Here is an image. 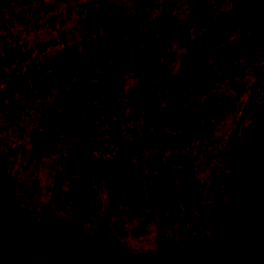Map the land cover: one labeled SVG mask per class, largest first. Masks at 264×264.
I'll return each instance as SVG.
<instances>
[{
    "label": "trees",
    "instance_id": "trees-1",
    "mask_svg": "<svg viewBox=\"0 0 264 264\" xmlns=\"http://www.w3.org/2000/svg\"><path fill=\"white\" fill-rule=\"evenodd\" d=\"M194 10L190 24L195 32L209 31L225 27L223 35L234 30L229 22L243 23L252 38L264 35V0H237L242 8L233 5L230 16H217L215 20L205 19L208 6L219 9L223 0H190ZM84 37L79 45L67 46L52 60L42 58L43 53L56 42L35 46L27 53L22 45L5 49L0 56V68L12 72L18 65L16 75L5 85L2 99L13 102L21 92V82L30 83V90L24 94L30 99L45 100L49 89L45 85V75L54 72L60 80L57 109L69 101L68 109L81 115L78 89L70 84L73 79H89L95 72L106 79L102 90L100 116H107L115 103L120 100L119 92L124 85L123 75L137 78L138 94L128 100L130 119L142 121L140 141L146 146L161 147L167 144L182 145L195 134L209 131L210 124L199 126L198 113L180 109V105L192 106L197 100L209 96L214 85L222 83L228 63L223 59L211 60L208 53L198 51L180 62L174 84L178 91L167 94L161 87L167 76L166 66L173 55L161 62L152 58L146 40L135 33L145 23L141 13L132 22L126 21L117 7L110 1L89 2L76 6ZM240 18V19H239ZM2 22V21H1ZM150 33L159 43L173 40L179 47L191 49L192 43L187 32H179L172 18H159L149 26ZM11 37V36H10ZM11 41H15L11 38ZM205 43V42H204ZM77 67L74 73L71 68ZM184 106L183 107H187ZM179 107V108H178ZM198 116V118H197ZM40 128L47 133L34 132L30 135L31 154L35 158L47 157L58 151L59 145H71L81 138L90 141L83 154L77 151L67 153L65 166L68 170L84 173V156L104 149L95 140L96 128L86 124L79 128H68L58 123L54 132H49L48 122L41 119ZM45 137L48 141H45ZM117 151L113 170V188L108 195L111 209L125 201L141 202L137 192V176L141 170L130 158L124 141L113 143ZM189 162L183 157L169 158L165 163L157 162L148 168V179L174 204L190 206L197 204L200 197L192 177L182 180L177 187L166 181L158 183L154 174L170 177V171L187 167ZM9 161L0 157V240H14L21 246L38 252L45 259L62 264H264V109L250 126L243 130L240 138L232 143L230 156L225 160L218 176L206 194L204 207L190 214L185 237H191V244L185 254L168 243L164 253L143 254L129 257L111 245L100 234H94L88 241H77L70 236L55 231L42 223L29 218L13 190L9 175ZM78 168V169H77ZM132 172L133 175H128ZM91 191L85 180L81 181L77 194H66L74 215L79 220L90 217ZM183 226V225H182ZM0 264H29L20 251L0 250Z\"/></svg>",
    "mask_w": 264,
    "mask_h": 264
},
{
    "label": "rangeland",
    "instance_id": "rangeland-1",
    "mask_svg": "<svg viewBox=\"0 0 264 264\" xmlns=\"http://www.w3.org/2000/svg\"><path fill=\"white\" fill-rule=\"evenodd\" d=\"M78 1L0 0V19L11 17L0 21V56L5 49L18 45L31 53L30 48L56 42L55 47H50L42 55L43 59L52 61L67 46L79 45L84 37L78 17L74 14L75 7L89 2L110 1L126 21L132 22L141 13L146 16L144 25L135 33L143 35L147 43L145 48L152 58L161 62L173 55L166 66L167 76L161 87L163 94L171 90L178 91L174 77L182 59L192 53L205 51L211 60L223 58L228 63L222 83L214 85L209 96L197 100L192 106L180 105V109L198 113L199 126L210 124L209 131H202L200 137L195 134L182 145L149 147L143 144L140 141L142 121L130 119V107L127 104L138 94L137 78L130 74L123 75L124 85L119 92L123 104L115 103V107L105 117L99 115V100L106 79L97 72L89 79V86L76 77L70 82L78 89L82 108L80 116L67 108L68 100L64 101L60 110L55 107L60 80L54 72L45 75V85L49 89L45 100L27 97L24 92L30 90V83L22 80L21 92L9 103L2 99V93L6 82L16 75V65L11 73L0 68V157L10 161L8 173L17 190L22 186L26 192L34 191V196L39 195V208L45 210L38 219L51 229L81 242L88 241L96 233L100 234L129 257L149 253L160 255L169 242L177 247L180 254H185L186 247L192 242L191 237L184 236L187 235L184 230H188L189 222L192 221L190 214L204 207L208 188L212 182L218 181L224 162L230 156L232 143L240 138L243 130L264 109V35L252 38L245 24L238 23L236 19L229 22L228 26L234 30L227 36L223 35L225 27L195 32L190 24L189 15L194 10L190 0ZM234 4L243 7L237 0H223L219 9L208 6L205 19L212 21L218 15L230 16ZM12 7H22L23 10L19 11L21 16L8 13ZM35 12V15H30ZM159 18H172L179 32H187L192 43L191 49L179 47L170 39L159 43L149 30V26ZM11 38L15 41H11ZM66 68H71L74 73L79 72L77 67ZM42 118L48 122L51 133L58 123L74 129L90 124L96 128L95 140L104 151L84 156L83 174L68 170L65 156L74 151L83 154L90 142L86 138L71 145H59L58 153L49 158L31 161L27 155V145H31L30 135L38 132L45 136L47 133L44 128H40ZM120 140L127 144L132 162L141 170L136 175L137 192L134 194L141 196V202L125 201L123 205L115 204V208L111 209L108 195L114 186L111 173L117 155L113 143ZM45 141H48L47 137ZM173 157H183L189 165L174 168L170 171V177L154 174L155 180L158 183L166 181L170 186L177 187L182 180L192 177L200 197L196 205L186 207L181 203L174 204L148 179L150 165L165 163ZM42 164L47 165L44 167ZM128 175L133 173L128 172ZM82 180L86 181L91 191V215L86 220L75 217L71 201L64 197L67 193L77 194ZM0 250L20 251L29 264H62L43 258L40 253L14 240H0Z\"/></svg>",
    "mask_w": 264,
    "mask_h": 264
},
{
    "label": "crops",
    "instance_id": "crops-1",
    "mask_svg": "<svg viewBox=\"0 0 264 264\" xmlns=\"http://www.w3.org/2000/svg\"><path fill=\"white\" fill-rule=\"evenodd\" d=\"M80 1H84V0H80ZM80 1H78V2H80ZM121 2H122V0H120ZM74 6H76V4H73ZM21 6H22V4H21ZM35 9H36V7H35ZM21 10H23V8L21 7V9H19V8H17V7H12L11 9H9L8 10V13H10V14H16V15H13V16H21L20 14V12L19 11H21ZM31 10V9H30ZM19 12V14H17ZM24 12H27L26 10H24ZM31 12V11H30ZM2 14V13H1ZM6 13H4L3 15L4 16H6L5 15ZM36 14V12L35 13H30V15H35ZM9 16H11V15H9ZM9 18H11V17H3L2 19H0V21H4V20H7V19H9ZM31 143V142H30ZM26 148V147H25ZM27 148H28V150H27V155H28V158L31 160V161H35L34 159H37V158H35L32 154H31V145H27ZM55 153H58V151L57 152H55ZM55 153H53V154H50L49 156H47V157H44V158H49V157H51V155H54ZM38 159H40V158H38ZM9 163H10V161H9ZM43 165V164H42ZM47 164H45V165H43L44 167L46 166ZM8 172H9V170H8ZM8 175H9V178H10V181H11V184H12V186H13V190H14V192H15V194H16V196H17V198H18V200H19V202H20V204H21V207H22V209H23V211H24V213L29 217V218H31V219H35V220H38L39 221V214H41L42 216H43V212H44V210H45V208H39V195H37V196H34L33 195V192L34 191H29V192H26L25 191V189L22 187V186H20L19 187V190H17V188H16V186L13 184V182H12V180H11V177H10V173H8ZM33 181H36V179L35 180H33ZM24 186V185H23ZM35 207H36V209H35ZM52 209H54V210H56V208H52Z\"/></svg>",
    "mask_w": 264,
    "mask_h": 264
}]
</instances>
